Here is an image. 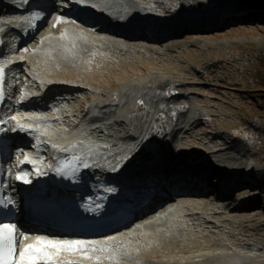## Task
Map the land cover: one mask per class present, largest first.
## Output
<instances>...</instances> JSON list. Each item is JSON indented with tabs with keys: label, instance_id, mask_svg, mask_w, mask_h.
<instances>
[{
	"label": "bare ground",
	"instance_id": "obj_1",
	"mask_svg": "<svg viewBox=\"0 0 264 264\" xmlns=\"http://www.w3.org/2000/svg\"><path fill=\"white\" fill-rule=\"evenodd\" d=\"M48 2L0 0L4 4L0 8L2 84L7 101L12 97L10 111L0 114L2 134L10 137L18 132L19 136L31 138L34 146L25 148L24 160L42 174L52 169L57 159H79L84 168L83 179L80 177L74 186L82 190L93 189L101 196L106 180L112 177L122 186H136L130 188L133 194L147 182L156 185L160 193L177 194L175 201L174 198L165 201L136 225L130 224L85 243V249L97 251L64 250L56 254L55 249H46L55 256L53 264L62 261L67 264H193L205 259L216 260V264H264V219L260 220L261 213L256 211L261 207L260 199L264 200V183L255 185L259 181L255 178L260 175L257 159L244 155L246 146L236 138L217 147L207 146L199 138L203 133L190 138L193 128L202 121L197 105L172 103L164 126L155 128L159 120L155 116L160 115L158 110L155 113L157 92L170 86L183 89L184 81L156 73L133 77L126 72L118 77L116 90L99 93V89H93L97 95L79 104L87 93L85 76L67 79L62 72L66 69L84 74L83 68L99 71L106 67L114 72L115 64L134 66L133 59L149 56L155 59L150 64L157 66L161 61L175 62L172 53H180L186 58L173 66L176 74L182 76L180 66L188 62L186 59L192 53L183 48H198L201 42L194 39L195 44L185 45L176 42L175 37L168 42L164 40L186 28L191 34H201L207 39L219 38V34L209 35L211 30L222 28L219 17H225V11L229 14L235 11L220 4L214 9L204 8L215 0L204 3L199 0L198 4L191 0H82L81 4L89 8L91 17L98 22L90 31L79 22L78 14L82 11L59 13L56 18L48 19L46 14V21L36 29ZM18 3L24 4L20 13L10 8L2 10L14 8ZM167 5L174 11L165 9ZM41 10L33 20L32 14ZM184 10L189 12L185 14ZM156 12H164L165 16L155 26L148 15ZM172 12L177 15L175 20ZM216 12L217 18L202 21L209 20L205 18ZM117 19L124 23L117 24ZM49 20V29L38 33ZM96 27L100 31H95ZM26 37L27 42L21 43ZM203 46L212 48L206 43ZM195 63L198 60L194 58L188 63V69ZM196 77L199 78L198 74L187 78ZM103 78L108 83V76ZM174 95L187 99L192 92L175 91ZM139 164L146 169L138 172ZM211 170L219 175L206 179L205 172ZM243 171L250 174L242 175ZM176 172L186 175L179 178ZM260 180L264 181V177ZM214 182L218 184L212 186ZM241 184L246 185L247 195L237 201L241 193L235 192L232 204L235 208L226 210L224 199L233 187ZM223 185L228 186L223 189ZM207 189L217 191L201 200ZM255 190L260 195L256 196ZM51 199L56 200L54 196ZM74 200L62 196L60 207L68 213ZM252 210L253 217H248L246 211ZM33 244L37 243L29 245ZM101 248L108 250L100 251Z\"/></svg>",
	"mask_w": 264,
	"mask_h": 264
},
{
	"label": "rangeland",
	"instance_id": "obj_2",
	"mask_svg": "<svg viewBox=\"0 0 264 264\" xmlns=\"http://www.w3.org/2000/svg\"><path fill=\"white\" fill-rule=\"evenodd\" d=\"M162 0H159V2ZM191 3H197V0H191ZM207 0H201V3ZM212 5H205V9H214L219 6H227L234 13L229 14V11H225V17H219L222 21L221 29L211 30V34H219V38L207 39V36L190 33L188 28L181 30L178 35H170L164 42L171 41V38L175 37L176 42L186 44L192 43L194 39H199L201 44L197 47H187L183 48L184 51L190 52L188 62L180 66L181 71L184 75L180 76L176 74V68L173 66L176 61H182L186 58L180 53H172L173 60L175 62L161 61L157 66H152L150 61H154L153 56L141 57L138 59H133V65L128 64L125 67L115 66V71L110 72L106 69H101L94 71L92 68H83L84 74L81 72H70L64 69L62 72L64 77L67 79H80L85 76L84 81L87 86V93L83 94L80 99L79 104H83L90 100L93 95V89H99V93L102 90L115 89V85L118 82V77L126 72L132 73L133 77H145L147 74H163L166 77L184 81L186 84L183 89H178L175 87L162 88L158 91V96L156 102L158 103L155 113L160 112V115H156L158 124L155 125L156 130L163 127V122H165V117L170 113L168 109L169 105L173 104H192L199 111V116H201L202 121L200 125L193 128L190 138H195L198 134L203 133V136L199 137L201 140L207 142V146H218L220 143L230 142L233 139H239L243 144L249 149V155H252L257 159L258 168L260 175L255 178L259 179L255 185L260 186L264 183L262 179L264 172V78L259 77L258 70L264 67V0H215ZM165 9H171V6H166ZM185 14L189 10L183 11ZM161 16H165L164 12H157ZM195 10V14H197ZM223 13V12H222ZM221 14V13H220ZM219 14V15H220ZM173 20L177 15L172 12ZM228 15V16H227ZM232 16V17H231ZM167 17V14H166ZM217 12L213 13L211 17H207L202 20L203 22H209L217 18ZM169 18V17H168ZM212 19V20H211ZM50 25V20L45 24V26L39 30H48ZM95 24L87 27V31H90ZM98 31V27L94 29ZM100 31V30H99ZM101 36H107L103 34ZM138 42V41H137ZM211 45L212 48H206L203 44ZM31 44L27 43L29 46ZM156 46L155 44H151ZM164 45V44H162ZM184 54V53H183ZM256 57V58H255ZM198 60L192 69H188V63L192 59ZM168 69H164V67ZM261 70V69H260ZM264 70V69H263ZM201 71H203L201 73ZM264 72V71H263ZM69 74L70 76H68ZM199 78L188 79L187 77L197 75ZM108 76L109 81L106 82L104 76ZM125 80V79H121ZM192 83L194 85L189 84ZM175 91H187L188 94L192 92V96L187 99L180 98L179 96H172ZM142 100V99H141ZM174 100V101H173ZM137 101V99H136ZM167 102V103H166ZM144 105V102H142ZM166 103V104H165ZM140 106V105H139ZM198 120L195 118L194 120ZM199 122V121H197ZM209 130V131H208ZM208 131V132H207ZM215 133H219L215 136ZM154 136V134H153ZM218 143V144H217ZM191 148L190 146H186ZM245 175L246 172H242ZM250 174V173H248ZM207 179L212 176L207 174ZM229 175V174H228ZM262 177V178H261ZM230 183V181L228 182ZM260 185H259V184ZM224 188H226L223 185ZM246 189L245 184L233 187L228 193V200L226 199L224 207H228L234 203L235 194L232 192L241 193L239 201L242 197L247 194L244 193ZM156 193L158 194V189L156 188ZM211 191H207L200 197L203 200ZM257 196L258 190L254 191ZM232 194L231 197H229ZM251 194V193H250ZM239 196V195H238ZM237 200V201H238ZM263 198L260 199L259 211L260 220L264 219L263 212ZM254 206V205H253ZM253 206L251 208H253ZM209 205L207 208H210ZM257 206L254 208L256 209ZM226 210H232V206ZM262 211V212H261ZM254 211H249L245 214L248 217H253ZM217 261L213 259H205L202 261L195 262L193 264H216Z\"/></svg>",
	"mask_w": 264,
	"mask_h": 264
},
{
	"label": "snow or ice",
	"instance_id": "obj_3",
	"mask_svg": "<svg viewBox=\"0 0 264 264\" xmlns=\"http://www.w3.org/2000/svg\"><path fill=\"white\" fill-rule=\"evenodd\" d=\"M76 2H80V0H76ZM3 78L4 69L0 68V82H3ZM2 95V91H0V99H2ZM12 118L14 119V117ZM20 127L23 128L22 125ZM17 179H23V176H17ZM28 182V180H24V183ZM22 235L16 224L0 222V264H41V262L43 264H53L55 256L46 249H55L56 254L64 250L69 252L98 250L96 248L85 249L84 241H50L37 237V244L25 246L19 251V258L17 259L16 251L19 248V239ZM99 250L107 251L108 249L101 248Z\"/></svg>",
	"mask_w": 264,
	"mask_h": 264
},
{
	"label": "trees",
	"instance_id": "obj_4",
	"mask_svg": "<svg viewBox=\"0 0 264 264\" xmlns=\"http://www.w3.org/2000/svg\"><path fill=\"white\" fill-rule=\"evenodd\" d=\"M255 58H256V57H255ZM260 69H261V70H260ZM263 69H264V67H263V64H262V68H259V70H258L259 72H258L257 75H258L259 77H262V76H263V78H264V72H263L264 70H263Z\"/></svg>",
	"mask_w": 264,
	"mask_h": 264
}]
</instances>
